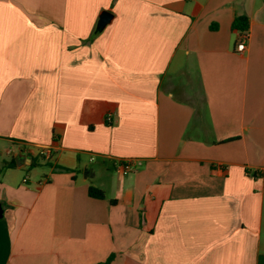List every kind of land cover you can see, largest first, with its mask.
Segmentation results:
<instances>
[{
	"label": "crops",
	"instance_id": "obj_1",
	"mask_svg": "<svg viewBox=\"0 0 264 264\" xmlns=\"http://www.w3.org/2000/svg\"><path fill=\"white\" fill-rule=\"evenodd\" d=\"M0 207V264H264V0H0Z\"/></svg>",
	"mask_w": 264,
	"mask_h": 264
},
{
	"label": "trees",
	"instance_id": "obj_2",
	"mask_svg": "<svg viewBox=\"0 0 264 264\" xmlns=\"http://www.w3.org/2000/svg\"><path fill=\"white\" fill-rule=\"evenodd\" d=\"M231 28L233 31H237L239 32L240 36L247 33L248 31V21L245 17H236L231 25ZM99 32V30L94 31V34H97ZM13 163H9V164H5L4 168H10L12 167ZM88 195L91 198H95V199H103L104 195L101 191L94 189V188H89L88 190ZM113 259V255L110 256L104 263L102 264H109L111 262V260Z\"/></svg>",
	"mask_w": 264,
	"mask_h": 264
},
{
	"label": "built area",
	"instance_id": "obj_3",
	"mask_svg": "<svg viewBox=\"0 0 264 264\" xmlns=\"http://www.w3.org/2000/svg\"><path fill=\"white\" fill-rule=\"evenodd\" d=\"M246 40H247L246 33L240 36V38L238 39L235 45L236 53L244 52L246 48V45H245ZM140 166H141L140 161H133V160H123V161H118L115 163L116 170L120 172L121 174L132 173L136 171Z\"/></svg>",
	"mask_w": 264,
	"mask_h": 264
},
{
	"label": "water",
	"instance_id": "obj_4",
	"mask_svg": "<svg viewBox=\"0 0 264 264\" xmlns=\"http://www.w3.org/2000/svg\"><path fill=\"white\" fill-rule=\"evenodd\" d=\"M112 20V14H110L107 11H103L99 17H98V21H97V25L96 28L99 31H102ZM2 212L1 207H0V213ZM1 217V214H0Z\"/></svg>",
	"mask_w": 264,
	"mask_h": 264
}]
</instances>
